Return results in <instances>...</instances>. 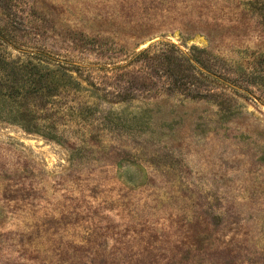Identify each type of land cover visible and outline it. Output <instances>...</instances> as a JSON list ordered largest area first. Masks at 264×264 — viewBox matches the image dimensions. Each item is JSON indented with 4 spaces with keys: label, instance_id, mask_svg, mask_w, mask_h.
<instances>
[{
    "label": "rangeland",
    "instance_id": "obj_1",
    "mask_svg": "<svg viewBox=\"0 0 264 264\" xmlns=\"http://www.w3.org/2000/svg\"><path fill=\"white\" fill-rule=\"evenodd\" d=\"M0 29L134 94L66 95L60 143L0 123V264H264V87L225 120L128 64L163 41L246 67L264 0H9Z\"/></svg>",
    "mask_w": 264,
    "mask_h": 264
},
{
    "label": "trees",
    "instance_id": "obj_2",
    "mask_svg": "<svg viewBox=\"0 0 264 264\" xmlns=\"http://www.w3.org/2000/svg\"><path fill=\"white\" fill-rule=\"evenodd\" d=\"M0 1L1 6L9 4V0ZM13 52L17 56H13ZM251 55L252 60L244 67L223 60L221 63L207 50L195 46L183 51L172 43L160 41L133 53L128 64H140L146 72L145 77L131 78L137 83L157 76L168 95L212 102L218 114L227 120L233 115L234 96L249 94L253 86L264 87V53ZM75 66L42 50H29L0 29V123L60 143L63 138L58 117L66 109L60 105L66 95L82 90L95 100L110 99L109 103L134 99L133 92L127 91V82L123 81L130 76L128 72L119 74L112 92L105 90L106 93L99 96L101 91L94 82L86 81L89 89L82 86ZM114 67L116 70L126 68Z\"/></svg>",
    "mask_w": 264,
    "mask_h": 264
}]
</instances>
